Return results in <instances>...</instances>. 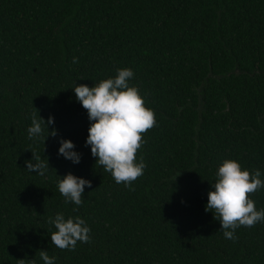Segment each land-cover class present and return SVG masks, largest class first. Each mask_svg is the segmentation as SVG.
Masks as SVG:
<instances>
[{
	"label": "trees",
	"instance_id": "16d2710c",
	"mask_svg": "<svg viewBox=\"0 0 264 264\" xmlns=\"http://www.w3.org/2000/svg\"><path fill=\"white\" fill-rule=\"evenodd\" d=\"M117 68L156 119L130 188L95 164L72 91ZM33 108L54 118L44 145L28 139ZM32 153L45 176L27 172ZM224 159L264 179V0H0V264H43L37 251L55 264H264V222L228 240L205 211ZM69 173L91 182L76 212L57 188ZM251 199L264 209V189ZM57 213L84 219L91 242L52 245Z\"/></svg>",
	"mask_w": 264,
	"mask_h": 264
},
{
	"label": "clouds",
	"instance_id": "9594fccd",
	"mask_svg": "<svg viewBox=\"0 0 264 264\" xmlns=\"http://www.w3.org/2000/svg\"><path fill=\"white\" fill-rule=\"evenodd\" d=\"M73 63L78 58L73 57ZM134 73L129 68H117L112 78L102 79L89 87L85 84H74L76 101L86 110L90 126L85 146L90 147L91 156L117 184L125 187L141 177L146 164L143 157L137 161V153L145 143L144 134L156 126L155 112L145 105L138 86L130 85ZM54 118L49 116L47 122L38 116L33 108L31 126L27 129L28 139H40L44 145L47 137H56L57 131L47 130ZM45 131L47 135H45ZM58 155L71 161L80 162V154L74 151L75 145L65 139L59 140ZM27 172H36L41 177L50 170L47 158L32 153V159L25 161ZM215 182L207 192L206 212H211L213 218L220 223V230L228 240H235V231L243 226L254 227L264 222V209L257 210L256 202L251 196L264 189V179L260 170L249 171L232 159H224L215 173ZM91 188V182L69 173L58 177L57 188L64 197L65 203L77 207L83 203L84 189ZM134 190V189H130ZM51 244L60 250L74 251L77 242L90 243V228L79 216L65 218L63 213H57L54 218H48ZM43 264H55V257H50L48 251H37ZM16 264H36L35 259L16 260Z\"/></svg>",
	"mask_w": 264,
	"mask_h": 264
}]
</instances>
